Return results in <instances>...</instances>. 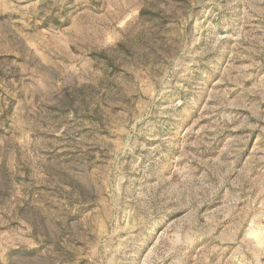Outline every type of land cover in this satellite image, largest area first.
I'll list each match as a JSON object with an SVG mask.
<instances>
[{"label":"rangeland","instance_id":"374dc122","mask_svg":"<svg viewBox=\"0 0 264 264\" xmlns=\"http://www.w3.org/2000/svg\"><path fill=\"white\" fill-rule=\"evenodd\" d=\"M0 264H264V0H0Z\"/></svg>","mask_w":264,"mask_h":264}]
</instances>
